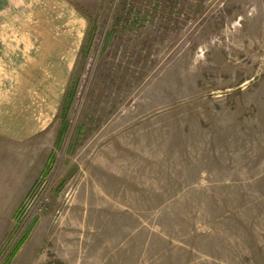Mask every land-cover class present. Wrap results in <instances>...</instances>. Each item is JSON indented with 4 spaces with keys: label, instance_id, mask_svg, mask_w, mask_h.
<instances>
[{
    "label": "rangeland",
    "instance_id": "rangeland-1",
    "mask_svg": "<svg viewBox=\"0 0 264 264\" xmlns=\"http://www.w3.org/2000/svg\"><path fill=\"white\" fill-rule=\"evenodd\" d=\"M0 264H264V0H0Z\"/></svg>",
    "mask_w": 264,
    "mask_h": 264
},
{
    "label": "trees",
    "instance_id": "trees-1",
    "mask_svg": "<svg viewBox=\"0 0 264 264\" xmlns=\"http://www.w3.org/2000/svg\"><path fill=\"white\" fill-rule=\"evenodd\" d=\"M77 82H78V78L73 80V82L70 84L69 89H68L67 94H66L65 107L63 106V108H62L63 118L65 120V124H67L66 119H67L68 108H69L70 104L72 103V100L74 97V92H75V89L77 86Z\"/></svg>",
    "mask_w": 264,
    "mask_h": 264
}]
</instances>
